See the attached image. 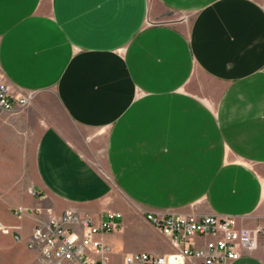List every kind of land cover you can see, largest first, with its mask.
I'll return each mask as SVG.
<instances>
[{
	"label": "crops",
	"instance_id": "obj_1",
	"mask_svg": "<svg viewBox=\"0 0 264 264\" xmlns=\"http://www.w3.org/2000/svg\"><path fill=\"white\" fill-rule=\"evenodd\" d=\"M0 72L35 93L38 195L0 218L25 263L36 208L121 213L114 264L168 251L148 212L264 224V0H0Z\"/></svg>",
	"mask_w": 264,
	"mask_h": 264
},
{
	"label": "built area",
	"instance_id": "obj_2",
	"mask_svg": "<svg viewBox=\"0 0 264 264\" xmlns=\"http://www.w3.org/2000/svg\"><path fill=\"white\" fill-rule=\"evenodd\" d=\"M34 95L15 94L0 72V114L26 108ZM29 192L38 195L33 188ZM27 213L24 206L15 211L18 217ZM32 213L37 223L27 246L39 254L42 264H114L111 254L115 248L101 236L123 228L121 213H109L99 222L90 214L71 209L56 214L36 208ZM145 219L167 239L170 250L127 252L122 264H231L251 255L264 235V224L249 227L233 215L148 212ZM0 228L6 231L2 222ZM17 240H21L20 235Z\"/></svg>",
	"mask_w": 264,
	"mask_h": 264
},
{
	"label": "rangeland",
	"instance_id": "obj_3",
	"mask_svg": "<svg viewBox=\"0 0 264 264\" xmlns=\"http://www.w3.org/2000/svg\"><path fill=\"white\" fill-rule=\"evenodd\" d=\"M47 104L59 115L60 109L52 93ZM38 137L37 121L31 118L27 120L24 111L0 114V218L2 214L15 213L17 207L24 206V199L29 194L35 175L34 157ZM1 233L3 230L0 228ZM154 243L161 248L159 251L169 250V245L164 244L159 237L154 239ZM26 253L31 252L22 250L3 235L0 236V264H28L20 258ZM32 254L31 264H39V254L36 251Z\"/></svg>",
	"mask_w": 264,
	"mask_h": 264
}]
</instances>
